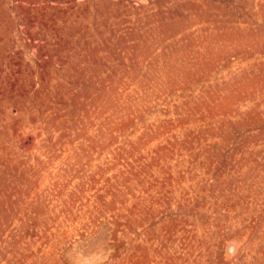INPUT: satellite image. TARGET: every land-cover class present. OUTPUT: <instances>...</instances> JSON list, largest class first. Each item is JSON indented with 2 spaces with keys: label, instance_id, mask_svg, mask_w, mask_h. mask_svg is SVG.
I'll use <instances>...</instances> for the list:
<instances>
[{
  "label": "rangeland",
  "instance_id": "rangeland-1",
  "mask_svg": "<svg viewBox=\"0 0 264 264\" xmlns=\"http://www.w3.org/2000/svg\"><path fill=\"white\" fill-rule=\"evenodd\" d=\"M0 264H264V0H0Z\"/></svg>",
  "mask_w": 264,
  "mask_h": 264
}]
</instances>
